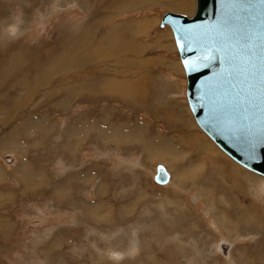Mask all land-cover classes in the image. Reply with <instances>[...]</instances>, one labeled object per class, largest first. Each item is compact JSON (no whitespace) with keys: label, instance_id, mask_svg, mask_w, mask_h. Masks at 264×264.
<instances>
[{"label":"rangeland","instance_id":"1","mask_svg":"<svg viewBox=\"0 0 264 264\" xmlns=\"http://www.w3.org/2000/svg\"><path fill=\"white\" fill-rule=\"evenodd\" d=\"M103 1L0 0V60L41 65L26 79L0 70V264H264V178L209 139L204 152L240 179L232 200L192 128L165 120L184 106L209 138L160 27L196 0ZM137 80L140 104L104 88Z\"/></svg>","mask_w":264,"mask_h":264},{"label":"snow or ice","instance_id":"2","mask_svg":"<svg viewBox=\"0 0 264 264\" xmlns=\"http://www.w3.org/2000/svg\"><path fill=\"white\" fill-rule=\"evenodd\" d=\"M196 29L201 30L199 39L193 29L180 30V47L197 52L184 60V67L195 73L219 64L201 82V98L209 100L210 118L254 151L264 145V0H220L215 23ZM217 94L232 100L218 107Z\"/></svg>","mask_w":264,"mask_h":264},{"label":"water","instance_id":"3","mask_svg":"<svg viewBox=\"0 0 264 264\" xmlns=\"http://www.w3.org/2000/svg\"><path fill=\"white\" fill-rule=\"evenodd\" d=\"M195 12L192 16L180 14L177 12H167L160 24L161 28L169 26L173 31L176 49L179 58L184 67V60L191 59L197 55L196 51H188L187 48L182 49L177 41L180 39L183 29H193V37L199 39L200 29H196L197 25H207L215 23L217 15L220 11V0H196ZM186 75V98L190 110L193 114L195 122L201 131L214 142L220 150L228 155L232 160L238 163L244 169L253 172L264 178V145H258L253 151L245 139L224 130L221 125L212 120L209 114V100L202 99L204 92L201 90V82L211 77L213 71L219 70L217 63L213 68H202L199 72L189 73L184 67ZM224 89H221L223 92ZM220 104L229 103L232 97L221 96L217 94L214 98ZM257 113L259 109H256ZM156 180L168 182V174L163 167L158 168Z\"/></svg>","mask_w":264,"mask_h":264},{"label":"bare ground","instance_id":"4","mask_svg":"<svg viewBox=\"0 0 264 264\" xmlns=\"http://www.w3.org/2000/svg\"><path fill=\"white\" fill-rule=\"evenodd\" d=\"M110 1V2H109ZM114 1H117V0H104L103 1V5L101 4V6H105V7H107L108 6V3H112V2H114ZM134 1H136V0H134ZM142 2H146L147 0H141ZM131 2V0L128 2V4ZM141 3V2H140ZM128 4H126V5H123V6H128ZM194 4H195V2H193L192 0H184V2H182V3H180V4H178L177 6H181L183 9H192V7L194 6ZM131 7V6H130ZM180 7V8H181ZM110 8H111V6H109V8H108V10H109V12L108 13H111V14H113L114 12V10L112 11V10H110ZM193 10V9H192ZM185 11V10H184ZM113 12V13H112ZM130 26H131V23L129 24ZM133 25H135V24H133ZM129 27V26H128ZM138 27H139V29L141 30V28H140V23H138V25H137V29H138ZM133 28V27H132ZM144 28L146 29L147 28V24H144ZM133 30H135L134 28H133ZM136 33H138V31H135ZM145 33V32H144ZM132 45H134V43H132ZM131 46V45H130ZM134 46H132V48H133ZM71 51V50H70ZM112 52V51H111ZM118 54H120V53H117L116 55H118ZM23 55V54H22ZM34 60L33 59H31L30 57H29V59H27V58H24L23 56H19V54H16L15 56H13L12 58H10V61L8 62V59L7 58H5L4 60H0V70L2 69V67L4 66V64L6 65V72H8V74H10L11 75V73H13V72H19V73H17V74H19L18 75V77L21 75V73H23V72H25V75L23 76L25 79L26 78H28L30 75H32V74H34V73H39V68L41 67V65H39V64H34L33 66H37L34 70H35V72L33 73V71L32 70H29V67L27 68V65H29V63H32ZM31 68V67H30ZM32 69V68H31ZM185 71V70H184ZM0 72H2V71H0ZM32 73V74H31ZM31 78V77H30ZM21 80H24L23 78L22 79H20V81ZM30 80V79H29ZM14 82V81H13ZM130 82V81H129ZM26 84V83H25ZM104 88H105V91H108V92H110V93H112V92H115V93H119L120 94V96L123 98V99H128V100H130L131 102H133V103H138V104H140L141 103V101H144V100H146L147 99V97H145L146 99H142V93L146 90V89H148V87H147V83L145 82V80H137V81H135L134 83H130V85H128V82H126V84L124 83V84H122V83H109V84H106L105 86H104ZM130 102V103H131ZM173 118V117H172ZM192 136V135H191ZM189 137V136H188ZM188 137H185V139L187 138L188 139ZM195 138V137H194ZM194 138H189V139H193V140H190L189 142H192L191 144H193V145H197L196 144V142H194L195 141V139ZM206 147V144H203L202 146H200V144L199 145H197V148L198 149H200V152H204L205 150H204V147ZM204 154H206L207 156L209 155L210 157L209 158H207V159H211L212 161H213V159L214 160H216L215 159V157H214V153H210L209 152V150L205 153L204 152ZM208 161V160H207ZM213 163H214V161H213ZM211 164V163H210ZM216 164H218L221 168H222V170H218V171H223L224 170V174L223 175H225V177L226 178H229V179H231V181L234 183V186L233 187H230V185H228L227 184V188H226V190H227V193H229V194H226L227 195V197H230V198H232V200H234V201H239V200H242V201H244L243 199H240V197H239V195L241 194V193H243L242 195H244V192L242 191V186L240 185V179H238L237 177H236V174L235 175H231L230 173H228V172H226L225 170V168L224 167H222V165L223 164H221V163H219V162H217V160H216ZM216 169V168H215ZM217 170V169H216ZM166 172H167V170H166ZM235 172V171H234ZM167 174L169 175V173L167 172ZM221 175H222V173H221ZM220 177H222V176H220ZM224 177H222V179H223ZM226 178H225V180H226ZM263 178V177H262ZM224 179H223V181H225ZM226 182V181H225ZM159 183V182H158ZM232 183V184H233ZM160 184V183H159ZM160 185H162V184H160ZM242 195H241V197H242ZM242 203H238V207H239V212H240V214L241 215H246V216H248L247 218H245V222H248L249 224H252L253 225V223H254V221L252 220V217H249V213H251L249 210L247 211L246 209H245V207L243 206V204L241 205ZM237 205V204H236ZM237 207V206H236ZM251 221L253 222V223H251ZM231 244L229 243V244H226V243H224L223 245H222V251H223V253H225V254H227V252H228V249H229V246H230ZM262 259V258H261Z\"/></svg>","mask_w":264,"mask_h":264},{"label":"crops","instance_id":"5","mask_svg":"<svg viewBox=\"0 0 264 264\" xmlns=\"http://www.w3.org/2000/svg\"><path fill=\"white\" fill-rule=\"evenodd\" d=\"M174 43L173 42H168L167 43V49L169 50V51H171V52H176V50L174 49ZM176 47V46H175ZM173 58V61L171 62V64H172V66L174 67V68H172V70H173V72H174V74H177V73H180L181 74V76L183 77V69H181V64H180V62H179V60H178V58H177V56H175L174 54H173V56H172ZM180 66V67H179ZM183 68V67H182ZM172 72V73H173ZM174 114V115H173ZM168 117H166V121H167V123L168 124H170V125H173V126H176V125H178V124H176V123H174V122H177V120L179 119V120H181L182 121V126L181 127H183L184 129L186 128V126L185 125H187V126H189V127H191L192 128V130H193V133L191 134L193 137H195V138H198V142H200V144L201 145H203V144H207V145H210L211 146V142H209L210 140H209V138H207V139H203L204 137H203V135L201 134V132L197 129V127H196V125H195V123H194V120L190 117V115H189V111H188V109L187 108H185L184 106H182L181 107V109L180 110H174L172 113L171 112H169L168 113V115H167ZM173 117V118H172ZM169 118H171L172 120H169ZM198 125V124H197ZM207 148H209V147H207ZM211 154H212V152L211 151H209ZM205 157L206 158H209L210 156L208 155H206L205 154Z\"/></svg>","mask_w":264,"mask_h":264}]
</instances>
